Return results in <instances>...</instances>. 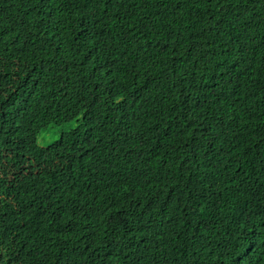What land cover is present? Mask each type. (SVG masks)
<instances>
[{"label":"trees","instance_id":"1","mask_svg":"<svg viewBox=\"0 0 264 264\" xmlns=\"http://www.w3.org/2000/svg\"><path fill=\"white\" fill-rule=\"evenodd\" d=\"M0 264H264V0H0Z\"/></svg>","mask_w":264,"mask_h":264},{"label":"rangeland","instance_id":"2","mask_svg":"<svg viewBox=\"0 0 264 264\" xmlns=\"http://www.w3.org/2000/svg\"><path fill=\"white\" fill-rule=\"evenodd\" d=\"M74 125L70 124L64 127H61L59 129L56 130V132H44L40 137H39V145L45 147L51 143H53L56 140V135L62 131V130H68L70 128H72Z\"/></svg>","mask_w":264,"mask_h":264}]
</instances>
